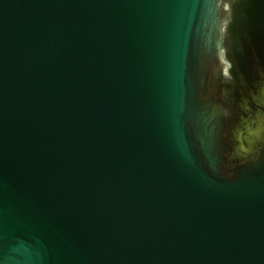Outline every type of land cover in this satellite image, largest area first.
I'll return each instance as SVG.
<instances>
[{"label":"water","instance_id":"obj_1","mask_svg":"<svg viewBox=\"0 0 264 264\" xmlns=\"http://www.w3.org/2000/svg\"><path fill=\"white\" fill-rule=\"evenodd\" d=\"M0 264H264V0H0Z\"/></svg>","mask_w":264,"mask_h":264}]
</instances>
